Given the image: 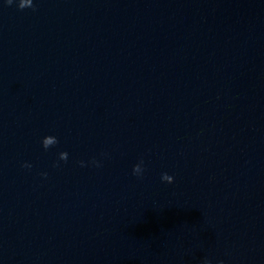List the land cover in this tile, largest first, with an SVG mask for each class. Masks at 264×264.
Instances as JSON below:
<instances>
[{"label": "water", "instance_id": "water-1", "mask_svg": "<svg viewBox=\"0 0 264 264\" xmlns=\"http://www.w3.org/2000/svg\"><path fill=\"white\" fill-rule=\"evenodd\" d=\"M33 5L0 0V264H264V0Z\"/></svg>", "mask_w": 264, "mask_h": 264}, {"label": "clouds", "instance_id": "clouds-1", "mask_svg": "<svg viewBox=\"0 0 264 264\" xmlns=\"http://www.w3.org/2000/svg\"><path fill=\"white\" fill-rule=\"evenodd\" d=\"M5 3L7 5H11L13 3V0H5ZM17 7L19 9H24L26 7H30L33 10H35V6L33 5V0H17ZM57 143H58V140L53 135H45L41 139V145H42V147L45 150H47L50 146H53V145H55ZM58 156H59V160L66 161L67 158H68V153L66 151H60L58 153ZM78 163L81 166H84V161H79ZM92 163L97 164V166L99 164V162H97L95 160H93ZM22 166L23 167H28V168L31 167V165L27 164V163L23 164ZM54 166H57V165H54ZM132 171H133L134 175H140L142 173V161L140 163H137V164L133 165ZM41 175L42 176H47V173H41ZM161 179L164 180V181L171 182L173 180V177L170 176L167 173H162L161 174ZM203 264H211V261L206 259V260L203 261ZM218 264H223V262L219 261Z\"/></svg>", "mask_w": 264, "mask_h": 264}]
</instances>
